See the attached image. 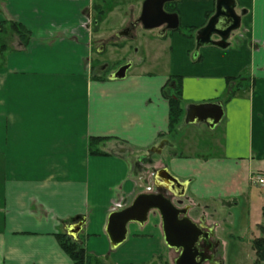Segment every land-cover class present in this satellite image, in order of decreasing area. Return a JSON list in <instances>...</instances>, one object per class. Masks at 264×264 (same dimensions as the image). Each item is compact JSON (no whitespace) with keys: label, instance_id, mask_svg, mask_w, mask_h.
<instances>
[{"label":"crops","instance_id":"0c3cea01","mask_svg":"<svg viewBox=\"0 0 264 264\" xmlns=\"http://www.w3.org/2000/svg\"><path fill=\"white\" fill-rule=\"evenodd\" d=\"M116 1H127L134 11L145 0ZM176 2L180 28L199 31L216 10V0ZM105 4L0 0V29L4 24L7 29V47L0 55V264H73L57 234H69L81 217L85 224L79 236L86 235L87 250L113 264H124L128 251L163 243L155 211L153 223L148 219L143 230L130 223L125 243L111 247L106 231L110 214L146 192L139 190L131 171L128 149L137 153L139 167L153 163L152 153H157V164L166 163L158 171L167 169L189 185L183 199L192 213L203 201L208 205L228 198L238 185L240 194L248 192L252 177L264 174V0H237L242 22L227 49L202 47L196 53V36L185 37L179 28L156 36L157 55L146 50L123 79H110L117 71L109 67L104 74L96 71L95 34L100 19L111 13ZM11 22L30 32L27 44ZM128 24L125 20L110 35L109 47L126 48L122 39L134 37L141 25L120 36ZM105 47L100 45L98 53ZM164 57L163 71H154L152 62ZM176 76L182 79L184 116L169 134L167 90ZM207 103L223 106L219 125L212 129L204 122L184 123L188 106ZM189 125L195 129L187 130L186 138L206 127L215 134L212 144L220 152L200 153L192 151L196 144L189 140L176 142ZM99 137L106 138L99 147L109 156L90 153V140ZM178 147L183 150L176 151ZM157 172L155 186L157 180L165 182L156 180Z\"/></svg>","mask_w":264,"mask_h":264},{"label":"rangeland","instance_id":"374dc122","mask_svg":"<svg viewBox=\"0 0 264 264\" xmlns=\"http://www.w3.org/2000/svg\"><path fill=\"white\" fill-rule=\"evenodd\" d=\"M105 6L110 9L111 13L102 17L99 21V30L97 34H95V49L94 51V60H99L96 64V71L100 64L105 63L110 71H118L121 67L132 64L134 62H140L145 58L146 50H148L153 56L157 55L158 49L153 45V41L158 36L157 29L146 30L142 25L137 26L135 31V36L132 38L122 39V41L126 42L125 49H114L109 47L110 40L119 29L123 25L125 20H129V22H135L141 15L142 5L141 3L136 4L137 8L132 11L130 9V4L126 1L124 3H120V1L110 0L107 2ZM129 25V24H128ZM192 27H182L181 30L185 32H190ZM198 31V30H197ZM196 31V33H197ZM154 32L155 34H153ZM171 33V31H169ZM196 33L194 32L195 36ZM100 35H105L101 37ZM112 35V36H110ZM104 44L107 48L104 52L98 53L100 45ZM168 58H159V60L153 61L151 65H153L154 71L162 72L165 61ZM159 63V64H158ZM158 65V66H157ZM109 74V73H106ZM168 93L170 96H173L172 90L169 88ZM188 129H185L184 133H181L177 137L176 142H185V140H189L194 144L195 149L201 151H205V149H212V152L219 153V146L213 145V139L215 138V134L212 133L206 127H203L204 131H196L193 135H189L186 138L185 132L187 130H193L192 126H188ZM183 150L182 147H178L176 151L181 152ZM131 162V171L133 172L135 179L139 185V190L146 191L144 193H160L163 192L167 197L170 198V194L155 186L154 175L155 171L157 172L161 167H163L166 163L162 161L160 165L157 164V153H152L151 159L153 163L146 164L145 166H138V158L137 153L131 150H126L125 156ZM166 158L169 157V149L165 151ZM160 156V155H159ZM149 159V160H151ZM154 170V171H153ZM254 170H257V166L254 167ZM247 175V173H246ZM248 178V175H247ZM146 188V189H144ZM239 185L232 190V194H229L228 198L213 201L211 204L206 203L207 201H203L199 204V206H194L195 210H199L201 215H203L207 220L208 226H214L216 223L215 236L213 237V242L217 246V242H219V246L215 249L214 254L216 260L220 264H254L256 260L255 252L252 249L253 240L255 238L264 237V190L251 185V188L248 192L243 194L239 193ZM183 206L189 203L186 199H181ZM173 202L176 204V200L173 199ZM178 206V204H176ZM208 206H211L212 209L210 212L214 213V215L209 214V211L205 209H210ZM182 207V206H178ZM196 212L189 213V217H192L195 221H199L200 214ZM154 213H150L149 222L153 223L154 221ZM137 230H143L142 225L135 227ZM149 229L144 230V232ZM86 238V235L83 236ZM152 243V241H149ZM143 245V250L128 251L124 255V264H174V260L178 257V254L167 247L165 242L159 243L156 245L148 246ZM160 247V248H159ZM157 251V252H156ZM106 259L104 256H102ZM109 263H111V258L106 259Z\"/></svg>","mask_w":264,"mask_h":264},{"label":"water","instance_id":"95a60500","mask_svg":"<svg viewBox=\"0 0 264 264\" xmlns=\"http://www.w3.org/2000/svg\"><path fill=\"white\" fill-rule=\"evenodd\" d=\"M178 0H145L142 6L140 18L133 24H141L146 30L160 29L159 36L164 37L169 31H177L180 28L177 13H169L165 5ZM237 0H216V10L207 24L196 35V53L202 47L215 46L220 49L229 47L231 34L241 26L242 17L236 11ZM131 29L121 32L120 36H129ZM217 38V39H216ZM101 51V50H100ZM132 64L121 67L110 79H123L127 76ZM224 118V109L221 104L207 103L190 105L187 107L185 124L206 123L210 128H215ZM165 182L159 184L157 179ZM156 186L170 192L175 198L183 199L189 185L181 182L167 169L157 172ZM191 206L178 207L172 198L163 192L139 194L127 208L110 214L107 223V235L113 249L121 246L128 237L130 223L144 225L152 211H157L161 217L164 242L169 249L179 253L174 264H203L198 261L200 255L197 247L202 237H209L210 233L203 231L205 225L197 224L188 213ZM85 224L84 218H78L77 223L68 231L71 236L78 238ZM212 230V229H211Z\"/></svg>","mask_w":264,"mask_h":264},{"label":"trees","instance_id":"16d2710c","mask_svg":"<svg viewBox=\"0 0 264 264\" xmlns=\"http://www.w3.org/2000/svg\"><path fill=\"white\" fill-rule=\"evenodd\" d=\"M177 2H170L165 5V10L169 13H177L178 7ZM97 9H100V5L97 6ZM106 13L105 10L100 12ZM212 13H208V18H210ZM104 17V16H103ZM10 28L14 29L15 32L19 35L20 39L24 44H27L30 39V32L20 24L16 22H11ZM3 29V31H2ZM183 36L188 38H194L198 28L192 27L190 32H185L184 30L179 29ZM7 31L6 25H2L0 29V55L2 51L7 47V36L4 34ZM94 67V66H93ZM170 89H173V96H167L165 90V96L169 100V134H174L178 127L181 125L184 116V107L182 99V79L181 77H171L169 80ZM106 140V138H92L89 143V150L92 155L97 156H109L110 154L103 151L99 146ZM264 229V228H263ZM57 239L61 248L68 254L73 264H113L109 263L103 257H100L86 248L85 238L79 236L77 239L72 237L67 233L57 234ZM252 249L255 252L256 260L254 264H264V237L255 238L253 240ZM133 264V263H129ZM147 264V263H144Z\"/></svg>","mask_w":264,"mask_h":264},{"label":"flooded vegetation","instance_id":"af4514ba","mask_svg":"<svg viewBox=\"0 0 264 264\" xmlns=\"http://www.w3.org/2000/svg\"><path fill=\"white\" fill-rule=\"evenodd\" d=\"M135 22H132L128 27L133 30L136 26H133ZM108 69V66L103 63L100 64L98 66V71L102 74H104ZM170 194V193H169ZM170 198L176 200V204H178V206H182L181 208H184L186 206H190L189 204H186L185 206L181 205L182 204V200L175 198L173 195L170 194ZM191 211V209H190ZM189 211V213H190ZM188 213V215H189ZM192 220L193 218L190 217ZM195 221V220H194ZM197 224H203L205 225V228H203V231L210 233L209 237H202V239L200 240V242L198 243L197 247L199 249L200 255L198 256L197 260L198 261H203V264H220L215 257L214 251L215 249L218 248V244L219 242H217V246L215 245V242H213V237L215 236V226H208L207 225V221L205 219L204 216H200L199 221H195ZM212 229V230H211ZM176 252V251H175ZM178 255L179 253L176 252Z\"/></svg>","mask_w":264,"mask_h":264},{"label":"built area","instance_id":"2783aa9c","mask_svg":"<svg viewBox=\"0 0 264 264\" xmlns=\"http://www.w3.org/2000/svg\"><path fill=\"white\" fill-rule=\"evenodd\" d=\"M253 185L264 190V174H257L252 177Z\"/></svg>","mask_w":264,"mask_h":264}]
</instances>
